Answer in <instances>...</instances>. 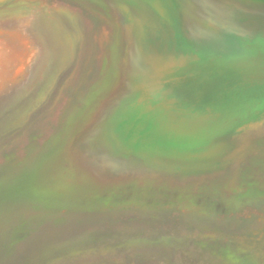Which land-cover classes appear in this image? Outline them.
Here are the masks:
<instances>
[{"label":"rangeland","instance_id":"rangeland-1","mask_svg":"<svg viewBox=\"0 0 264 264\" xmlns=\"http://www.w3.org/2000/svg\"><path fill=\"white\" fill-rule=\"evenodd\" d=\"M162 3L0 0V264H264V102L197 153L132 109L171 57L264 65V0Z\"/></svg>","mask_w":264,"mask_h":264},{"label":"water","instance_id":"water-1","mask_svg":"<svg viewBox=\"0 0 264 264\" xmlns=\"http://www.w3.org/2000/svg\"><path fill=\"white\" fill-rule=\"evenodd\" d=\"M138 1L150 7L159 16H163L169 20L167 12L158 8L154 0ZM173 59H177L178 62H180L179 60L185 62L189 70L178 69L179 64L177 62L170 63L171 61H169L165 64V67H160V72L153 75L149 80L148 87L151 90L158 91L154 106L158 119L168 124L176 122V124L186 126L189 138L185 137V139L187 141L192 140L193 147L188 149L184 147L185 145L181 146V139H170L165 143L139 141L155 143L165 147L183 148L197 153L196 144L198 143L196 142L198 141L195 138L198 136V133L192 132L195 124H202L207 120L222 123L231 117H239L253 105L264 102V65L259 61L252 59L225 61L211 59L207 63L198 64L195 56H192V58L185 56ZM172 64H174L171 68L173 72L168 73L164 71V69H169ZM197 85H200V87L202 85L213 87L212 89L218 88L214 93L215 97L208 99L207 102L195 104L196 95L190 104H185L187 106L180 108L184 104L181 97L184 90L194 89ZM206 103H208V107H206ZM215 109H223V113L218 114ZM117 126L119 127L118 122ZM183 142L186 141L184 140ZM124 143L127 144L126 142Z\"/></svg>","mask_w":264,"mask_h":264},{"label":"bare ground","instance_id":"bare-ground-1","mask_svg":"<svg viewBox=\"0 0 264 264\" xmlns=\"http://www.w3.org/2000/svg\"><path fill=\"white\" fill-rule=\"evenodd\" d=\"M159 2L158 3H155L156 4V6L158 7V8H160L161 10H163V11H166V8H165V6L163 5V1H165V0H163V1H161V0H158ZM171 1H173V3H174V0H171ZM167 12V11H166ZM167 17H168V19H170V15L168 14V12H167ZM207 23H212V22H207ZM175 48V47H174ZM164 50H167V49H164ZM156 59H157V61H158V57H156ZM160 60V59H159ZM168 61H171L170 63H178L179 64V68L178 69H181V70H189V68L187 67V64L185 63V62H183L182 60H179L180 62H178V60L176 59H173V58H171L170 60H168ZM174 64H172V65H170V68L169 69H164V71H166V72H168V73H171V72H173L172 70H171V68H172V66H173ZM149 71H152L153 72V75L155 74V73H158V72H160L161 71V68L159 67V66H157V65H152L151 67H149L148 69H147V71L146 72H149ZM153 77V76H152ZM151 77V78H152ZM150 78V79H151ZM148 83H149V81H147L146 83H141V84H139V88L141 89V90H143V91H146L147 93H146V97H145V101H147L145 104L143 103V104H141L143 101H136L133 105H134V107H132V109H134V108H136V107H142V111H143V115L142 116H144V115H146V114H149V113H156L155 112V108H154V106H155V102H156V98H157V96H158V91H156V90H151L149 87H148ZM202 83H204V82H202ZM205 84V83H204ZM201 85V84H200ZM200 85H197L196 86V88H198V90H199V88H200ZM203 87H201V88H206L207 87V89L206 90H208L207 91V93H206V91L205 92H203V94L205 93V95H204V97H202L198 102L199 103H201V102H204V101H206L207 102V100H208V98L211 96V95H214V93L217 91V89L218 88H215V89H212L213 87H209V86H205V85H202ZM205 88L203 89V90H205ZM189 90L190 89H188L187 91L189 92ZM192 90V89H191ZM196 90V89H195ZM202 90V91H203ZM185 91H186V89H185ZM201 91V90H200ZM199 91V92H200ZM202 91L200 92V94L202 93ZM192 91H190V93H191ZM193 92H195V91H193ZM197 93H195V94H197V96H198V98H199V92L198 91H196ZM184 94H185V92H184ZM184 94H183V97H184ZM206 94H207V96H206ZM189 94H185V96L187 97ZM193 95V93L191 94V96ZM202 95V94H201ZM190 96V95H189ZM203 96V95H202ZM195 97V95H193V98ZM190 98V97H189ZM188 98V100L186 99V98H182V99H185V100H187V103H186V101H185V103H184V101H183V103L184 104H182L181 105V107L180 108H184L185 106H187V105H185V104H190V101H192V100H190V99H193V98H190L189 99ZM190 100V101H189ZM198 99H196V101H197ZM195 102V101H194ZM198 102H196V104H198ZM194 104V103H193ZM206 105H207V103H206ZM134 126H133V128H134V132L133 133H131V138H133V141H131V142H129V143H127V144H131V143H133V142H136V139H138V141L139 140H142V138L145 136L146 137V135L147 134H144V133H142L141 131H140V126H139V121L137 122V123H135V124H133ZM153 135V134H152ZM153 141L154 142H158V141H156V138L155 137H153ZM125 142V141H124Z\"/></svg>","mask_w":264,"mask_h":264}]
</instances>
